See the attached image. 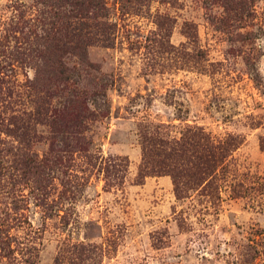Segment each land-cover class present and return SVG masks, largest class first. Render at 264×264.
<instances>
[{
    "label": "rangeland",
    "instance_id": "1",
    "mask_svg": "<svg viewBox=\"0 0 264 264\" xmlns=\"http://www.w3.org/2000/svg\"><path fill=\"white\" fill-rule=\"evenodd\" d=\"M195 127L224 157L178 195L144 147ZM108 240L102 264H264V0H0V264Z\"/></svg>",
    "mask_w": 264,
    "mask_h": 264
},
{
    "label": "trees",
    "instance_id": "2",
    "mask_svg": "<svg viewBox=\"0 0 264 264\" xmlns=\"http://www.w3.org/2000/svg\"><path fill=\"white\" fill-rule=\"evenodd\" d=\"M166 145L169 150L162 156L151 144L146 145L144 164L152 166L154 173L171 175L178 195L190 185L213 186L212 178L216 179V171L224 157L223 146L212 143L197 127L189 128L181 138L167 141ZM156 155L161 156V159L155 160ZM108 162V173L114 170L118 180L124 179V172L128 167L127 158L110 156ZM144 176L146 175L140 174L141 178ZM107 184H111L110 179ZM116 245L115 240H108L106 246L97 243H70L59 251L55 264H102L104 258L116 250Z\"/></svg>",
    "mask_w": 264,
    "mask_h": 264
}]
</instances>
